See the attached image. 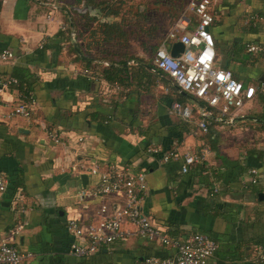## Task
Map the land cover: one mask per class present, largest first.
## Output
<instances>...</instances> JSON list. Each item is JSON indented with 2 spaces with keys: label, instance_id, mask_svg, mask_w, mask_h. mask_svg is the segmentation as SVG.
<instances>
[{
  "label": "crops",
  "instance_id": "1",
  "mask_svg": "<svg viewBox=\"0 0 264 264\" xmlns=\"http://www.w3.org/2000/svg\"><path fill=\"white\" fill-rule=\"evenodd\" d=\"M97 1L66 0L53 11L44 0H0V52L16 56L0 63V78L24 69L36 100L29 118L11 117L17 89L0 93V178L7 180L0 241L31 256L20 264H144L173 256V249L142 240L128 222L122 226L127 238L89 262L72 254L77 240L66 228L69 221L97 225L103 206L111 215L124 204L117 195L79 200L81 190L99 182L90 170L128 169L146 176L141 211L155 228L177 241L209 236L217 244L209 264H264L257 259L259 247L264 253V130L255 119L264 112V64L244 51L245 44L264 43V22L254 18L264 17V0L216 5V66L262 89L246 105L249 111L232 121L156 73L153 52L165 35L146 37V44L143 38L126 41L123 51L132 59L116 69L115 79L123 91L102 76H85L84 70H107L113 60L108 41L94 30L111 21ZM179 101L192 110L191 121L172 114ZM204 109L212 115L207 132L198 129ZM53 134L58 144L50 141ZM150 149L175 151L177 158L162 163ZM206 150L202 163L181 173L184 155Z\"/></svg>",
  "mask_w": 264,
  "mask_h": 264
},
{
  "label": "built area",
  "instance_id": "2",
  "mask_svg": "<svg viewBox=\"0 0 264 264\" xmlns=\"http://www.w3.org/2000/svg\"><path fill=\"white\" fill-rule=\"evenodd\" d=\"M66 0H44L53 11L58 10ZM219 0H189L184 11L174 21L154 53L153 65L170 79L180 91L196 100L204 102L210 108H216L222 115L233 118L241 116L244 107L256 95V87L244 85L233 78L230 71L216 66L215 41L211 29L217 22L216 5ZM255 20L264 22V17L254 16ZM62 30L64 28H61ZM180 43L183 51L177 57L170 55L173 44ZM245 52L252 58H261L264 64V43H248ZM16 56L10 51L0 52V63H13ZM83 74L96 79L89 70ZM18 81L12 77L0 78V93L9 87L17 89ZM114 91H123L118 83L110 86ZM19 103L11 109V117L29 118L33 112L36 100L31 93L24 94L17 89ZM171 112L184 122L192 120V110L179 103H173ZM211 111L202 110L198 129L207 132L210 125ZM53 144L59 143L57 134L49 137ZM152 155L159 150H148ZM207 150L201 154H187L182 157L181 173L187 174L190 169L203 162ZM177 158L175 151L163 155L160 162L167 163ZM92 175L99 173L100 179L91 190H81L78 198H105L111 195L122 196L123 207L113 214H108L106 208H101L103 219L97 225L81 226L74 221L67 223V230L77 240L71 248L77 258H88L97 254L102 248H108L127 238L123 231L124 222L134 225L137 235L148 243H158L173 249L174 255L167 258H147L144 264H209V260L217 250V244L209 236L196 233L182 241L173 240L162 231L155 228L141 211V202L146 193L147 183L144 173H133L128 169L110 168L99 172L97 167L90 170ZM255 175V171L251 172ZM255 181H253L254 183ZM7 188V180L0 178V199ZM22 229L18 226L12 234ZM258 262L264 261V253L258 248ZM29 254H22L6 241H0V264H20Z\"/></svg>",
  "mask_w": 264,
  "mask_h": 264
},
{
  "label": "trees",
  "instance_id": "3",
  "mask_svg": "<svg viewBox=\"0 0 264 264\" xmlns=\"http://www.w3.org/2000/svg\"><path fill=\"white\" fill-rule=\"evenodd\" d=\"M130 0H99L97 1V5L99 6L100 11H102L105 15V17H110L111 21L104 22V23H98L95 30V33H99V37L101 38V34L104 35L106 41H108L110 56H113V60L108 58L109 62V68L107 70H100L98 68H92L89 70L92 74H96L99 76L104 77V79L109 84L118 83V80H115L117 77V71L116 69H121L122 65L125 64L127 61H131L132 57H129V54L127 52H124V44L127 40H135L139 41L140 38H143L144 44H146V37H152L153 34H159V36L165 35L168 28L173 24V22L180 16L182 13V9L185 6V0H162L163 4L162 6L166 9L165 10V16L167 23L166 25H161L155 22L154 20L157 19L158 16L153 18V15H150V10H144L146 8H140L139 4L137 6H131L127 7L128 12L125 14L123 11V8L125 4L127 5V2ZM132 1V0H131ZM189 2V1H188ZM144 6V5H143ZM132 8L134 9V12L132 11ZM156 13V11H153L152 13ZM160 13V12H157ZM157 15V14H154ZM161 15V14H160ZM161 19L163 16L161 15ZM129 28V29H128ZM246 45V44H245ZM245 45H244V51H245ZM150 49H154V46H151ZM155 53V50L154 52ZM248 55V54H246ZM261 60V58H257L255 60ZM95 66V65H94ZM227 71H230L228 69H224ZM231 72V71H230ZM160 77L165 78L167 81H170L168 77L160 72H156ZM232 73V72H231ZM233 75V74H232ZM27 73L22 68H13L11 72V77L15 78L18 81L17 89L19 92L24 93L25 95L30 93V87L28 83V77ZM234 79H236L233 76ZM237 80V79H236ZM171 82V81H170ZM119 84V83H118ZM175 87V86H174ZM176 88V87H175ZM177 89V88H176ZM256 90L258 92L262 91L260 88V85L256 87ZM177 91H179L177 89ZM180 92V91H179ZM181 95H186L183 92H180ZM180 95V96H181ZM185 97H188L190 99H194L190 95H186ZM184 97V98H185ZM183 104L181 101H179V104ZM255 119L259 121L261 124V129L264 130V112L260 115H255ZM165 153L160 152L159 154H156V157L158 159L162 158ZM101 251H99L97 254L88 257V258H78L79 260H82L83 262L92 260L95 256L100 254Z\"/></svg>",
  "mask_w": 264,
  "mask_h": 264
},
{
  "label": "rangeland",
  "instance_id": "4",
  "mask_svg": "<svg viewBox=\"0 0 264 264\" xmlns=\"http://www.w3.org/2000/svg\"><path fill=\"white\" fill-rule=\"evenodd\" d=\"M188 1L189 0H185V6L183 7L182 9V12L184 11L186 5L188 4ZM131 4L133 6H137L139 4H143V5H140L141 7L140 8H146L144 10H150V15H153V18L158 16L157 19H155L154 21L157 22L158 24H161V25H166L167 23V20H166V16H165V8L162 6L163 4V1L162 0H130L127 2V5L125 4L124 8H123V12L126 14L128 12L129 9H127V7L131 6ZM127 6V7H126ZM132 11L134 12V9L132 8ZM153 11H156V13H152ZM157 12H160V13H157ZM154 14H157V15H154ZM163 16V18H165L164 20L161 19V15ZM129 29V28H128ZM246 108V109H245ZM244 110H247V112L249 111L248 109V106H245L244 107Z\"/></svg>",
  "mask_w": 264,
  "mask_h": 264
},
{
  "label": "water",
  "instance_id": "5",
  "mask_svg": "<svg viewBox=\"0 0 264 264\" xmlns=\"http://www.w3.org/2000/svg\"><path fill=\"white\" fill-rule=\"evenodd\" d=\"M183 51V46L180 44V43H176L173 45L172 49H171V52H170V55L172 57H177L179 53H181ZM81 181L83 183V185L85 184L86 182V176H81Z\"/></svg>",
  "mask_w": 264,
  "mask_h": 264
}]
</instances>
